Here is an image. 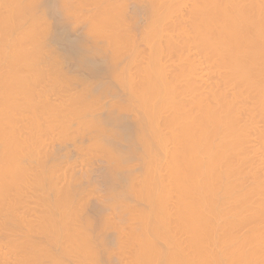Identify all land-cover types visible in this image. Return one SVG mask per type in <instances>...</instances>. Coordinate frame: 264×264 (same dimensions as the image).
<instances>
[{
	"label": "bare ground",
	"instance_id": "obj_1",
	"mask_svg": "<svg viewBox=\"0 0 264 264\" xmlns=\"http://www.w3.org/2000/svg\"><path fill=\"white\" fill-rule=\"evenodd\" d=\"M137 1L0 0V264H264V0Z\"/></svg>",
	"mask_w": 264,
	"mask_h": 264
},
{
	"label": "rangeland",
	"instance_id": "obj_2",
	"mask_svg": "<svg viewBox=\"0 0 264 264\" xmlns=\"http://www.w3.org/2000/svg\"><path fill=\"white\" fill-rule=\"evenodd\" d=\"M126 1H127L126 3L128 4L127 7H128L130 4L133 5V7H134V6H136V5H134V3L137 4V2H138L137 0H126ZM136 1H137V2H136ZM131 5H130V6H131ZM131 7H132V6H131ZM131 7H130V9H129V7H128V10H131ZM133 7H132V8H133ZM132 10H133V9H132ZM141 16L143 17L142 14H141ZM142 17H140V18H142ZM140 18H139V19H140ZM141 21H142V20H141ZM80 27H81L80 25H79V27H77V26L74 27V26H73V32H72V35H73V36H74V34L79 35L80 30H81V34L83 35V33H82L83 31H82V29H81ZM79 28H80V29H79ZM74 30H76V31H74ZM52 32H53V31H52ZM74 32H77V33H74ZM81 34H80L79 36H81ZM77 35H75L74 37H76ZM77 37H78V36H77ZM71 38H72V37H71ZM81 38H82V37H81ZM84 38H85V40L83 39L84 42H85V41L89 42L88 38H87V39H86V37H84ZM89 43H90V42H89ZM90 44H91V43H90ZM90 44H89V45H90ZM86 45L88 46L87 43H86ZM90 46H91V45H90ZM64 68H67V66L64 67ZM67 69H68V68H67ZM107 80H108V79H107ZM95 81L97 82V80H95ZM96 82H95V83H96ZM108 82H110V81L108 80ZM95 83H94V81H93V83L91 82V84H93V85H95ZM112 84H113V83H112ZM112 84H111V85H112ZM113 85L115 86V84H113ZM114 86H113V87H114ZM115 87H116V86H115ZM113 89H114V88H113ZM115 89H117V88H115ZM115 89H114V90H115ZM117 91H119V90H116V92H117ZM120 93H121V92L119 91V94H120ZM119 94H117V95H118V98L120 97ZM121 95H122V94H121ZM104 98H105V97H104ZM104 98L101 99V100L106 101V100L108 99V103H109V98H110V100H111V97H106L107 99H104ZM104 101H103V102H104ZM103 102H101V106L105 103V102H104V103H103ZM110 102H111V101H110ZM106 104H107V102H106ZM106 104H104V106H107ZM104 106H102V108H101L99 111H97V112H100V114H101V111L104 112V111H105V107H104ZM102 109H103V110H102ZM95 113H96V112H95ZM83 142H85V141H83ZM66 143H67V142H66ZM68 143H71L70 140L68 141ZM77 143H78V142H76V143L74 144V141H73L72 145H73V144L76 145ZM85 144H86V143H85ZM65 145L67 146V144H65ZM66 146H65V147H66ZM68 146H70V145L68 144ZM76 146H77V145H76ZM65 147H64V149L68 148L67 151H71L72 148H73L74 146H72L71 150H69V147H66V148H65ZM75 148H76V147H74V149H75ZM74 149H73L72 151H73V152H76L77 149H75V150H74ZM65 151H66V150H65ZM67 153L69 154L70 157L72 156V152H67ZM76 153H77V152H76ZM81 153H82V152H81ZM77 154H79V155H77ZM77 154H76L77 156H74L75 154L73 153V156L75 157V159H77V158L79 157V159H78L79 162H78V163H80L81 161H83L82 158H83L84 155L81 154V156H80V153H79V152H78ZM84 154H85V153H84ZM82 155H83V156H82ZM89 155H90V154H89ZM91 155L93 156L94 154H91ZM91 155L89 156V157H90V160H91L92 158H93V160H91V161H89V162H92V163H93V161H94L93 164H94V167H95V168L92 166V164H91V166H90V163L88 164V162H87V164H88V168H86V167H85V164H86V163H84L85 160H84V162H82V163H80V164H82L81 167H83V163H84V167H85L86 169H89V167H90L91 172H93L94 170L97 169V167H98V168L100 167V166H98L97 162L100 160V159H98V158H102V157H100V156H95V157H97L96 159H98V161H97V160H95V157H92ZM67 156H68V155H67ZM86 156H87V155H86ZM86 156H85V157H86ZM80 157H82V158H81L82 160L80 159ZM85 157H84V159H85ZM89 157L87 156L86 159H88ZM70 160H71V162H73V163H74L75 161H78V160H74L73 157H72ZM72 160H74V161H72ZM95 161H96L97 167L95 166ZM75 163H76V162H75ZM78 163H77V167L79 166ZM98 163H99V162H98ZM101 163H102V162L100 161V164H101ZM136 163L139 164L138 162H136ZM137 164H136V166H137ZM101 166H102V164H101ZM133 166H134V163H133ZM136 166H134L133 169H137L138 166H137V167H136ZM81 167H79V168H77V169H79V170H83V169H85V168H81ZM92 167H93V168H92ZM135 167H136V168H135ZM80 168H81V169H80ZM90 170H88V171H90ZM83 171H84V170H83ZM85 171H86V170H85ZM93 173H94V172H93ZM93 173H91V175H92L93 177H95V176H94L95 174H93ZM88 188H89V186L87 187V189H88ZM131 200H133V199H131ZM129 201H130V199H129ZM129 201H128V202H129ZM130 202H132V203H129V204H133L135 201L133 200V201H130ZM135 203H136V202H135ZM93 219H94V218H92V220H93ZM94 220H95V219H94ZM94 220H93V222H94Z\"/></svg>",
	"mask_w": 264,
	"mask_h": 264
}]
</instances>
